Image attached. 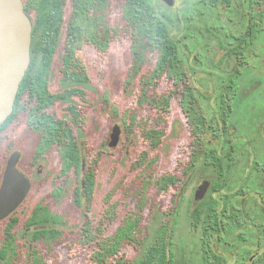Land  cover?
Wrapping results in <instances>:
<instances>
[{"label": "rangeland", "instance_id": "1", "mask_svg": "<svg viewBox=\"0 0 264 264\" xmlns=\"http://www.w3.org/2000/svg\"><path fill=\"white\" fill-rule=\"evenodd\" d=\"M21 1L24 7L27 2H33ZM123 1L105 0L100 8V13L115 31L107 50L103 52L87 42L77 46L87 76L81 82L65 78L62 70L72 0H66L63 19L57 23L58 44L48 78V91L55 100L43 107L74 129L79 143V167L67 169L52 146L45 150L42 160L31 163L45 132L41 128L29 127L22 106L27 97L4 121L8 120L0 134V169L6 167L14 152H18L17 169L31 181L29 194L14 213L20 218L16 228L21 241L19 246L23 248L20 264H28L31 252L22 237L29 226L26 220L33 208L43 206L63 216L65 221L61 226L65 233L60 240L50 244L40 241L39 248L37 242L32 243L49 264H93L90 258L95 246L79 244L76 236L85 214L92 215L96 225L102 224L104 236L120 239V252L103 264H140L145 249L153 241L155 230L169 214L174 229L172 254L176 264H206L199 241L201 233L190 229L187 216L191 206L196 204L195 194L199 186L206 180L210 185L215 183L219 180V173L205 165L196 150L226 145L227 138L223 139L221 135L220 122L221 100L225 92L223 77L235 66L232 55L238 47L233 37L239 36L245 25L247 27L253 0H174L172 6L163 0H152L160 12L175 19L170 26L172 35L212 124L207 135H203L202 143L207 147L193 143L194 137L178 97L172 99L166 114L141 105L138 97L141 82L154 68L158 55H153L140 73L127 82L131 66V35L123 18ZM34 5L29 7V15L26 14L32 23L28 69L33 62L35 71L42 54L35 52L41 29L40 10L37 4ZM143 6L140 18L151 33L159 19L152 7L147 3ZM263 13L264 0H258L257 15L251 16V22H258ZM263 38L264 30L259 33L258 41ZM170 86L169 82L163 81L158 89L161 92ZM131 123L134 127L130 130L126 125ZM115 125L121 128L120 140L116 147H110ZM154 127L164 130V139L158 148L152 147L146 136V131ZM143 152L148 156L137 164ZM151 160L154 161L151 163ZM168 175H174L178 180L161 189L158 179ZM83 181L92 185L90 195L88 185L81 188ZM58 186L60 192L53 196L52 192ZM78 192L80 202L76 200ZM6 225L7 220L0 221V247L5 244ZM36 226L39 225H30ZM27 239L30 242V236ZM1 258H5L2 251L0 262ZM207 264L217 263L210 261Z\"/></svg>", "mask_w": 264, "mask_h": 264}, {"label": "trees", "instance_id": "2", "mask_svg": "<svg viewBox=\"0 0 264 264\" xmlns=\"http://www.w3.org/2000/svg\"><path fill=\"white\" fill-rule=\"evenodd\" d=\"M104 1L72 0V12L66 25V45L62 68L64 76L67 79L78 82L87 79L82 59L76 51L79 43L87 42L103 52L109 46V42L115 31L111 29L104 19L103 13H100V8ZM65 3L66 0H33V2L29 1L25 4L24 11L28 15L29 7L35 6L34 4H37L40 10L39 27L41 33L35 52H41L42 60L37 65L35 71L33 70L34 64L32 62L22 79L14 111L17 109V105L27 97L24 101L25 104H22V106L27 113L29 127L41 128L45 132L32 156V164L42 160L45 150H49L50 146H52L57 150L63 165L67 169L74 170L79 167L80 161L79 143L74 129L68 122L59 119L55 113L48 112L43 107L55 100L48 91V78L58 44L57 23L63 19ZM145 3L154 9L155 15L159 19L156 27L150 30L151 33L146 29L140 18ZM122 11L123 18L131 35V66L127 82L130 83L140 73L153 55H158L154 68L144 76L145 78L141 82L138 94L141 105L149 106L161 114H166L170 110L172 99L178 97V101L187 116L191 133L194 137L193 143L196 145L203 144V146L207 147V144L202 143L203 134L212 128V124L191 81L182 52L172 35L170 26L175 19L171 15L160 12L153 5L152 0H124ZM97 12L99 14H96ZM262 30H264V13L261 15L259 22L252 25V30L249 31V34L255 36ZM163 81L169 82L172 86L160 92L158 87H160ZM7 121L0 126V134L5 130ZM133 127V123L126 125V128L130 130ZM146 136L150 139L151 146L158 148L164 139V130L155 127L150 128L146 131ZM196 151H198L200 158L203 157L205 165L213 167L216 173H219L222 159L219 157L217 150ZM147 156L148 154L143 152L137 164L142 163ZM153 161L151 160V163ZM4 170V167L0 169V182ZM177 180V177L174 175L163 176L158 179V184L161 186V189H166L171 184L177 182ZM85 185L88 184L86 181H83L81 188ZM213 185L217 188L218 181L216 180ZM87 187L89 194L92 185H88ZM59 192L60 188L58 186L57 189L53 190L52 195L55 196ZM77 194L76 200L80 202L81 196L79 192ZM54 200L56 199L54 198ZM41 209H32L28 218L26 217V222L29 226L25 229L30 228V225L33 224L50 229H40L31 232L29 236L32 243L44 241L50 244L60 240L61 236L65 233V228L61 227L62 224H65L63 216L50 211L46 206H43ZM14 213L15 211L5 218L7 220V225L4 229L6 230L5 244L4 247H0V251L3 252L5 258H1L0 264H20L22 260L21 252L23 248H20V240L16 234L20 218L15 216ZM83 220V223L80 225L79 234L76 235L77 242L79 241L78 243L83 246H95L91 258L97 264L105 263L109 255L113 257L120 252L121 242L119 238L116 236L115 238L104 236L105 228L101 227L102 224L100 223L96 225L92 215L85 214ZM136 220L138 221L139 219ZM171 223L172 218L169 214L155 230L153 241L145 249L140 264H176V258L172 254L174 229L172 230L173 226H171ZM37 253L38 251L34 250L32 264H44L43 258L37 256ZM208 254V251H204V261L206 264L211 260L218 263V256H213L212 252H210V255Z\"/></svg>", "mask_w": 264, "mask_h": 264}, {"label": "flooded vegetation", "instance_id": "3", "mask_svg": "<svg viewBox=\"0 0 264 264\" xmlns=\"http://www.w3.org/2000/svg\"><path fill=\"white\" fill-rule=\"evenodd\" d=\"M257 8L258 0H253L250 18L257 15ZM250 18L244 31L233 37L238 47L232 55L235 66L223 77L220 122L226 145L203 149L217 150L222 159L218 187L211 183L202 199L195 198L187 216L190 229L201 233V249L218 256V263L211 260L217 264H264V38L258 41L259 34H249L259 22ZM39 228L30 227L22 235L31 251L28 264L37 249L27 236Z\"/></svg>", "mask_w": 264, "mask_h": 264}, {"label": "water", "instance_id": "4", "mask_svg": "<svg viewBox=\"0 0 264 264\" xmlns=\"http://www.w3.org/2000/svg\"><path fill=\"white\" fill-rule=\"evenodd\" d=\"M172 6L174 0H163ZM32 23L21 0H0V124L13 112L20 83L30 64ZM121 128L113 127L110 147H116ZM19 153L7 161L0 187V221L13 213L30 192L31 181L17 169ZM210 186L204 181L195 198L202 199ZM122 264H132L124 262Z\"/></svg>", "mask_w": 264, "mask_h": 264}]
</instances>
